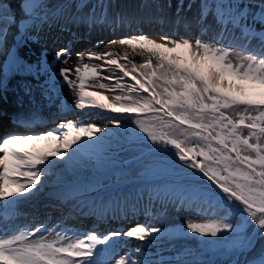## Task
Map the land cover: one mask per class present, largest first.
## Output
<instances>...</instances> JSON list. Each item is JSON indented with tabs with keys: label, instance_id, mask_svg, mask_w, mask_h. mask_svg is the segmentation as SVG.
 <instances>
[{
	"label": "snow or ice",
	"instance_id": "obj_1",
	"mask_svg": "<svg viewBox=\"0 0 264 264\" xmlns=\"http://www.w3.org/2000/svg\"><path fill=\"white\" fill-rule=\"evenodd\" d=\"M111 6L110 0H20L17 17L0 0V54L6 57L0 64V92L7 91V78L19 76V88L30 101L39 89L54 104L66 87L82 117L61 120L39 134L0 137V205L8 209L30 199L54 177L50 195L96 193L126 201L147 194L150 203H167L176 211L204 216L222 210L227 216L186 219L168 231L136 223L107 234L64 228L65 234L51 235L59 225L49 229L41 223L29 231L0 223V264H100L101 252L115 256L112 241L121 237L139 244L115 264H220L217 257H227L229 264H264V0H203L192 20L184 21L201 33L195 39L123 35L106 44L98 41L103 51L77 52V64L58 71V62L68 65L71 59V42L51 61L47 48L35 60L20 55L54 18H63L62 30L86 24L89 31L115 32L136 22L121 13L109 17ZM12 27L17 34L9 45ZM33 30L36 36L29 34ZM98 112L111 113L103 125L95 122ZM123 117L138 131L115 139L109 125L122 128ZM40 142L53 143L43 150L36 147ZM169 151L179 171L160 157ZM133 152L138 154L125 155ZM137 165L143 167L139 176L121 181ZM112 175L115 183L105 184ZM158 176L174 179L161 188L155 186ZM121 184L133 187L125 192ZM231 216L239 223L226 222ZM176 237H193L201 247L197 253L172 249L175 254H166L165 238L170 243Z\"/></svg>",
	"mask_w": 264,
	"mask_h": 264
},
{
	"label": "rangeland",
	"instance_id": "obj_2",
	"mask_svg": "<svg viewBox=\"0 0 264 264\" xmlns=\"http://www.w3.org/2000/svg\"><path fill=\"white\" fill-rule=\"evenodd\" d=\"M8 1H10V0H6V3L7 4H8ZM92 1L94 3H97L98 2V0H92ZM112 1H113V4L119 3V5L121 7H123L124 9H126V6L129 5L128 3H124L127 0H125L124 2L121 1V0H112ZM154 1H158V0H154ZM183 1L184 0H177V3H176V6L179 9H182L183 8L181 13L174 14L172 12H168L167 14L160 15L159 16V19H162V16H163L165 18V20H167L169 23L173 22V19H170V18H177L178 16L179 17H185V18H187L189 20H192V18L201 10V6H202V3H203V0H187L188 1L187 4H182ZM8 5H11V3L8 4ZM189 5H191V7H189ZM172 7H174V3H172ZM9 11L15 12V14L17 15V17L20 16V11H19L18 8L17 9H14V7L12 8L10 6ZM99 13H103V12H99ZM128 13L134 14L133 11L128 12ZM125 14L128 15L127 13H125ZM188 14L191 15V17ZM108 15H109V17H111L113 15V13L108 12ZM55 19L56 18H54V19H52L50 21V25L51 26H50V29L47 30V32L49 33L51 39H53V38H60L66 44V43H68L70 41V35L68 33H62L61 30L58 27H55V25L53 23V21ZM63 22H65L63 20V18H57V23L59 25L62 24ZM45 25H49V24L46 23ZM258 27L259 26H257V28ZM11 31L13 33H15L16 32L15 27H12L11 28ZM31 32H35V31L33 30ZM168 32H170V31L164 30V32H158V33H156V35L168 34ZM196 32H199V31L198 30L195 31V36L197 34H199V33H196ZM174 33L177 34V35H186V36H188V34H190L189 32H185L183 34H179V32H177V31H175ZM127 35H129V34H127ZM154 35L151 34L150 36H154ZM82 36H83V34H82ZM121 36H123V35H121ZM121 36L120 35H116L114 37L115 38H120ZM195 36H194V38H196ZM175 38H179V37L178 36H175ZM188 38H190V37L188 36ZM40 44L43 45V43H36V45H40ZM60 47H62V46H59V48ZM83 47H85V46H83ZM106 75H108V73ZM61 105L62 106L58 110H60V109L63 110V113H61L62 114V117L61 118H56V121L54 122L53 127H55L57 124H59L61 120H65L66 121V120H69V119H73L74 120V119H77V118H82L81 117V114L77 110L74 109V107H73V101H69L67 99H63V103H61ZM43 109H45V108H43ZM108 115H111V113H107V112L99 113L98 112L96 114V120H95V122L97 124H99V125H103L104 124V117L105 116H108ZM122 122H123V125L124 126L122 128H120V129H115V128H113L112 125H109V128L112 129L113 137L115 139H121L124 136H131V133H132L131 130L136 129V125L134 124L133 120L130 119V118L123 117L122 118ZM132 124H134V125L132 126ZM136 131H138V129H136ZM140 135L143 136L142 133ZM52 143L53 142H45V145L48 146L49 144H52ZM136 154H138V153L133 152V153H130V154H125V155H136ZM160 157L162 159L168 161L169 162V165L171 167H173L174 171H179V169L175 168V165L172 164V162L174 161L175 158H174V155H173V153L171 151H169L167 153L160 154ZM142 170H143V167L141 165L134 166L133 168H131V169L128 170V175H136V176H128L126 178L121 179V181H124V180H132V179L137 178ZM186 171L187 172H191L192 170L191 169H188ZM90 174L91 173L88 172L87 170L85 171V175H90ZM154 179L157 180L155 185H157L158 187H161V188H166V187H168L170 185V183L174 179V177L158 176V177H155ZM109 181L110 180H105L104 183L109 182ZM120 187L125 192H127L133 186L127 188L126 190H125V188L127 186H125L124 184H121ZM45 188L46 189H49V188H53V186L52 187L46 186ZM44 194H45V192H42V193H40L38 195L39 196H42ZM90 194H91V198H92V197L95 196L96 193H90ZM144 196H147V194H145ZM134 198L135 197H131V198H129L126 201L122 199L123 202H124V207H126V206L127 207L128 206H134V203H135ZM105 199H109V200H111L113 202H117L119 200V199H117L114 196L104 194L102 197H100V204H102ZM225 216H227V213L224 212V211H222V210H217V212H216L215 215L197 216L195 213H192V212H186V211H183V210L176 211L170 205L167 208L156 207L155 210H154V212L152 214H146V213H144V215L142 216V218H146V221L141 222V221L137 220L136 223H142V224L143 223H148L150 226H160V227L164 228L166 231H168V230H175V229L179 228L184 223V221L186 219H191V220H194L196 222H202V221L209 220V219H222ZM226 222L239 223V218L238 217H235V216H231V217H228V219H227ZM134 225H132V226H134ZM246 231H250V229H246ZM122 238H124V237H122ZM187 239L188 240L181 239V237H176L175 239H173L169 243L167 241V238H165L166 246L170 250V252L169 253H166V254H175V252L171 251L172 249H175L177 251L182 252L181 249L174 248V247H178V246L184 247V251L185 250H190L193 253H197V251L201 247V245L199 244L198 239H195L193 237H188ZM137 244H139V241H135L134 242V247ZM217 260L220 262V264H222V263L229 264V261H228V258L227 257H217Z\"/></svg>",
	"mask_w": 264,
	"mask_h": 264
},
{
	"label": "bare ground",
	"instance_id": "obj_3",
	"mask_svg": "<svg viewBox=\"0 0 264 264\" xmlns=\"http://www.w3.org/2000/svg\"><path fill=\"white\" fill-rule=\"evenodd\" d=\"M10 1L12 3L11 4L12 8L14 7V9H17V8L19 9L20 0H10ZM121 1L124 2L125 0H121ZM153 1L154 0H127L124 3H128L129 5L126 6V9H124L123 7H121L119 5V3L113 4V1L110 0V3L112 6L108 8V12H111L113 14L121 13L126 17L137 18L136 22L132 23L131 25H128L126 23L123 26V28L118 29L117 31L135 29L137 31H140L137 34L149 35V32L155 33L156 31L164 32V30H167V31H170V32H168V35L172 34L174 36L177 35L174 33L175 31L179 32V34L189 32L190 34H188V36L190 37V39H195L194 38L195 31L198 29L195 26H193L192 28H186L184 26V21H190L189 19H187L185 17H179L178 16L181 19V23L179 25H177L175 23L172 24V22L169 23L167 20H165V18L163 16H162V19H159L160 15L167 14L168 12H172L174 14H179L182 12L183 8L179 9L176 6L177 0H158V1H154V2ZM57 2H59V1L58 0H52L51 1V3H53V4H55ZM91 2L94 3L92 0H91ZM187 2H188L187 0H184L182 2V4H187ZM172 3H174V7H172ZM178 9H179V11H178ZM83 11L85 13H87L90 11V8H85ZM131 11H133L134 14L128 13ZM98 12H104V9H99ZM125 13H127L129 16L126 15ZM189 16L191 17V15H189ZM170 19H173V22H174L177 18H170ZM45 32L46 31L43 30L42 28L38 32V34L41 35V37H43L42 39H44L46 37ZM110 32H112V31L107 29L106 31H103L100 33H102V34L108 33L109 34ZM100 33L89 32V35H90L89 39H91L89 43L75 42L73 45H71L72 55H71V59L69 60L68 65H63L62 63L58 62L56 64V70L58 71L59 67H61V66H74V65H76L78 62L77 57H76L77 52L87 53L88 51H103V47H101V48L96 47L97 42L103 41L106 44L109 37L104 36ZM16 34H17V32L13 33L10 30V34L8 37V44L9 45H11L13 43V37ZM29 34L35 36L36 31L30 32ZM200 34H197V35H200ZM151 37L158 38L159 35L155 34L154 36H151ZM77 38L78 37L76 35H74L73 39L76 40ZM42 41H44V40H42ZM59 46H60V42L57 39H55L52 45H46L45 43H43V45H41V44L36 45V43H30L26 48H22L21 51L26 56L28 55V57H29L28 59L35 60L36 57L39 56L41 49L47 48L48 59H49V61H51L53 59L54 53L59 49ZM83 46H85V47H83ZM81 47H83V48L81 50H79V48H81ZM33 53H35V55H33ZM5 60H6V57L4 60H1L2 63L5 62ZM134 60L137 63H139V62H141V57L137 55L134 57ZM83 62L84 63H99L98 61H89L87 59H85ZM106 74H107V72L103 73V75H106ZM60 91L62 93V95H61L62 98L67 99L69 101H73L72 95L68 92L66 87L61 89ZM16 92H18V93H16V95H14V98L10 101V103H12V106H14V107L17 105L16 101L19 100L20 98H22V100L19 101L21 103L20 106L26 107V108L33 107L36 104H38L40 107H43V108H52L61 100V99L57 100L54 104L47 105V101L41 97L39 89H36L34 91V99L31 101L29 100V98L27 96L24 95L22 90H18ZM7 105H9L8 102H7ZM57 111L58 110H56V112H54V113H57ZM19 121H22L23 123H29L30 122L28 118H21ZM140 200L141 199H138V201H140Z\"/></svg>",
	"mask_w": 264,
	"mask_h": 264
}]
</instances>
